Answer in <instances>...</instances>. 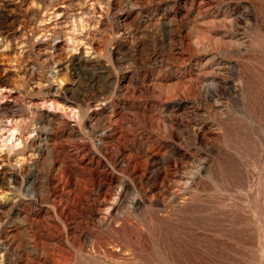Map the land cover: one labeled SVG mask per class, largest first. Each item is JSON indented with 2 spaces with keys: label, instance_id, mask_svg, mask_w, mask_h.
Segmentation results:
<instances>
[{
  "label": "rangeland",
  "instance_id": "obj_1",
  "mask_svg": "<svg viewBox=\"0 0 264 264\" xmlns=\"http://www.w3.org/2000/svg\"><path fill=\"white\" fill-rule=\"evenodd\" d=\"M145 263L264 264V0H0V264Z\"/></svg>",
  "mask_w": 264,
  "mask_h": 264
},
{
  "label": "bare ground",
  "instance_id": "obj_2",
  "mask_svg": "<svg viewBox=\"0 0 264 264\" xmlns=\"http://www.w3.org/2000/svg\"><path fill=\"white\" fill-rule=\"evenodd\" d=\"M107 209V208H106ZM105 238V237H104ZM114 256V255H113ZM146 264V263H145Z\"/></svg>",
  "mask_w": 264,
  "mask_h": 264
}]
</instances>
